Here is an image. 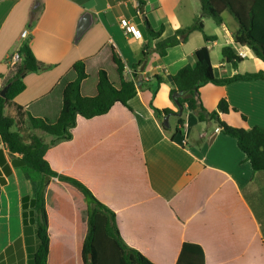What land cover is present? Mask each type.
<instances>
[{
	"label": "crops",
	"instance_id": "obj_1",
	"mask_svg": "<svg viewBox=\"0 0 264 264\" xmlns=\"http://www.w3.org/2000/svg\"><path fill=\"white\" fill-rule=\"evenodd\" d=\"M35 1L41 3L42 10L32 23ZM200 3L0 0V93L18 69L19 63L12 65L10 56L27 39L38 61L50 67L26 75V90L6 104V116L26 127L27 142L39 137L51 143L52 136L30 128L29 117L57 120L63 90L75 79L76 62L84 60L89 75L82 83V95H97L100 70H106L113 85L119 87L112 48L130 74L148 41L146 22L154 31L163 29L162 37L154 41L157 43L190 26L201 13ZM88 11L94 23L76 43L77 25ZM223 18V25H217L211 34L206 31L209 18L204 19V31L216 36L215 41L207 42L201 33H193L186 43L168 49L165 57L150 55L141 77L147 82L154 76L162 79L156 96L143 87L130 101L133 112L116 105L104 116L77 118L72 139L56 141L46 154L54 171L85 183L98 200L115 212L124 243L155 264H176L185 243L203 248L205 264H264V172H253L237 141L213 123L199 122L194 112L185 115L183 132L176 134L177 126L174 132H165L150 108L153 101L159 109L178 111L169 99L171 77L182 67L195 65V52L203 46L209 49L215 78L254 72L244 71L243 63L237 70L223 60L214 63L212 51L219 48L222 56L226 46L235 55L242 50L243 58L257 59L251 49L235 44L233 35L239 24L232 15L224 12ZM126 21L132 24L128 36L121 28ZM26 30L29 36L23 39ZM263 69L264 65L260 70ZM200 94L209 112L225 99L232 109L228 120L234 127L264 128V81L206 84ZM189 108L187 105L185 111ZM0 179L6 181L0 186V196L6 189L16 194L15 205L10 192L4 201L0 199V264H31L38 245L37 232L34 225L23 221L22 199L31 195L32 185L12 165L7 147L1 143ZM82 197L56 178L46 189L50 239L47 264H84L82 246L88 225Z\"/></svg>",
	"mask_w": 264,
	"mask_h": 264
},
{
	"label": "trees",
	"instance_id": "obj_2",
	"mask_svg": "<svg viewBox=\"0 0 264 264\" xmlns=\"http://www.w3.org/2000/svg\"><path fill=\"white\" fill-rule=\"evenodd\" d=\"M200 2L201 13L194 17L190 26L176 30L172 36L157 43L154 41L162 37L163 29L154 31L146 22L148 41L143 45L140 59L130 74L127 73L123 59L114 47L112 48V60L117 68L119 87L113 85L106 70H100L97 95L92 97L82 95V83L89 78V75L86 72V62L84 60L76 62L73 66L75 79L63 90L61 112L57 120L50 122L40 117L31 115L29 117L32 130H39L53 137V141L49 144L42 142L39 137L27 142L14 129V119L5 114L6 104L26 90L24 82L26 75L50 68L38 61L30 47V39L19 46L16 51L20 57L18 69L8 83V92L4 97L0 96V143L7 147L12 157V165L17 167L32 185L31 195L22 199L23 221L25 224L34 225L37 232L38 245L31 264H47L49 257V222L45 192L55 178L73 187L84 198L88 225V233L82 246L84 264H155L146 255L124 243L117 226L115 212L98 200L82 181L54 171L46 159V154L56 141L72 139V130L77 125V118L91 120L101 117L108 114L116 105L133 112L130 101L143 87L152 91V97L156 96L163 82L162 79L154 76L147 82L141 77L150 55L157 53L161 58L165 57L168 49L186 43L193 33H201L207 42L215 41L216 36H208L204 31L205 18L213 20L220 26L224 23L223 13H230L239 24L233 35L235 44L241 48L251 49L255 57L264 63V0H200ZM141 6L140 4V9ZM41 10V3L35 1L31 11L32 23L37 21ZM221 53L222 60L230 64L234 70H237L243 62L241 57L233 53L230 46L224 47ZM195 57V65L182 67L171 77L172 88L169 99L177 108L178 105H182L185 109L189 105L199 122L213 123L223 134L236 140L239 149L250 161L253 172H264V128H236L228 120L232 109L225 99L219 101L217 109L213 112L207 111L200 99V89L206 84L224 86L239 81H264V69L257 73L248 72L218 79L214 76V67L207 46L197 50ZM150 108L159 119L162 129L168 132L169 129L164 127L163 120L174 111L169 108L159 109L154 106L153 101L150 103ZM184 124L185 113L178 117L176 134L183 132ZM5 183L4 179H0V186ZM204 262L203 248L195 243H185L176 264H205Z\"/></svg>",
	"mask_w": 264,
	"mask_h": 264
},
{
	"label": "rangeland",
	"instance_id": "obj_3",
	"mask_svg": "<svg viewBox=\"0 0 264 264\" xmlns=\"http://www.w3.org/2000/svg\"><path fill=\"white\" fill-rule=\"evenodd\" d=\"M216 27H218L217 24L213 20L209 19L208 27H207L206 31H208V34H211V32H212L211 30L215 29ZM219 51H220L219 48H216V49H214L212 51V58H213L214 63H220L221 60H222V56H221ZM242 63L244 64L243 65L244 71H254V72L260 71V68H262L263 65H264V63L261 60H257L255 58H253V59L252 58L251 59L250 58H243V62ZM113 80H116V78L114 79V77H113ZM190 112H191L190 108L187 111H185V109H184L183 115H184V113L186 115V114H188ZM176 120H178L176 117L170 118V120H168V123L170 125L169 131L174 132V130H175L176 126H177ZM14 129L17 130L22 135V137L26 140V138L24 137L26 127L23 126L21 122H19V123L17 122L15 124V126H14ZM9 189H11V188H9ZM9 192H10V196H11V201H12L13 205H15L16 204V200H15V195L16 194L12 193V191H10V190L8 191L6 189L5 190V195L2 194V196H0V199L2 198V200L4 201V197L6 195H9ZM79 195L82 197V195L80 193H79ZM82 199H83V197H82ZM75 201L77 202V200H75ZM72 204L75 206L74 201H73ZM50 206H54L51 201H50Z\"/></svg>",
	"mask_w": 264,
	"mask_h": 264
},
{
	"label": "water",
	"instance_id": "obj_4",
	"mask_svg": "<svg viewBox=\"0 0 264 264\" xmlns=\"http://www.w3.org/2000/svg\"><path fill=\"white\" fill-rule=\"evenodd\" d=\"M93 23H94L93 14L89 11L84 13L79 24L77 25V32L75 37L76 43L79 42V40L82 38L85 32L89 29L90 25H92ZM8 88L9 86L5 87L4 90L0 93L1 97H4L6 95V92H8ZM183 112H184V107L182 105H178V111L167 115L163 120L164 127L168 129L170 127L168 120H170L172 116L181 117L183 115Z\"/></svg>",
	"mask_w": 264,
	"mask_h": 264
},
{
	"label": "built area",
	"instance_id": "obj_5",
	"mask_svg": "<svg viewBox=\"0 0 264 264\" xmlns=\"http://www.w3.org/2000/svg\"><path fill=\"white\" fill-rule=\"evenodd\" d=\"M131 23L126 21L124 22L122 25H121V28L124 32V34L126 36L130 35L132 33V27H131ZM29 36V31H24L22 33V38L23 39H27ZM237 55L241 58L245 57V54L241 51L237 52ZM10 62L12 65H17L19 62H20V57H19V54L17 52H14L11 56H10ZM220 128H218L219 130Z\"/></svg>",
	"mask_w": 264,
	"mask_h": 264
}]
</instances>
